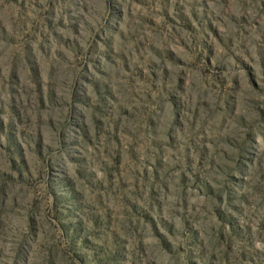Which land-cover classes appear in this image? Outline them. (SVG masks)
Wrapping results in <instances>:
<instances>
[{"label": "rangeland", "instance_id": "374dc122", "mask_svg": "<svg viewBox=\"0 0 264 264\" xmlns=\"http://www.w3.org/2000/svg\"><path fill=\"white\" fill-rule=\"evenodd\" d=\"M0 264H264V0H0Z\"/></svg>", "mask_w": 264, "mask_h": 264}]
</instances>
